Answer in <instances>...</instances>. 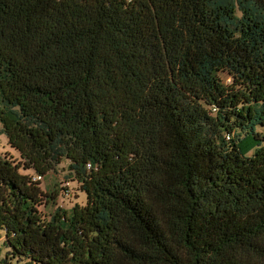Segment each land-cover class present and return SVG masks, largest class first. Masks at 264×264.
<instances>
[{
  "label": "trees",
  "instance_id": "obj_1",
  "mask_svg": "<svg viewBox=\"0 0 264 264\" xmlns=\"http://www.w3.org/2000/svg\"><path fill=\"white\" fill-rule=\"evenodd\" d=\"M1 135L0 264H264V0H0Z\"/></svg>",
  "mask_w": 264,
  "mask_h": 264
},
{
  "label": "rangeland",
  "instance_id": "obj_2",
  "mask_svg": "<svg viewBox=\"0 0 264 264\" xmlns=\"http://www.w3.org/2000/svg\"><path fill=\"white\" fill-rule=\"evenodd\" d=\"M241 147L246 155H252L256 149V144L253 142L252 138H246L241 142ZM0 151L2 153L13 154L17 157V160H21L17 154L18 152L12 148L8 139L5 135L0 136ZM37 175V174H36ZM42 182V188L46 194H50L53 191H58L59 195L56 196V205L48 203V197H44L43 210L44 213L48 215H53L57 212L58 208L66 209L70 211L72 207L77 203L85 202V194L81 190V184L75 180V177L70 174L68 169V163L63 162L56 167V170H52L47 175L42 176L39 179ZM2 238H0V261H2L11 250L10 246L7 244L5 239V233L1 232Z\"/></svg>",
  "mask_w": 264,
  "mask_h": 264
},
{
  "label": "built area",
  "instance_id": "obj_3",
  "mask_svg": "<svg viewBox=\"0 0 264 264\" xmlns=\"http://www.w3.org/2000/svg\"><path fill=\"white\" fill-rule=\"evenodd\" d=\"M41 178H42V176H39V175L34 176V179H41Z\"/></svg>",
  "mask_w": 264,
  "mask_h": 264
}]
</instances>
